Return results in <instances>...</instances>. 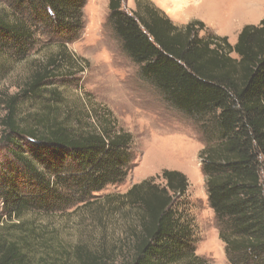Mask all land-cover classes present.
Instances as JSON below:
<instances>
[{"label": "trees", "instance_id": "trees-1", "mask_svg": "<svg viewBox=\"0 0 264 264\" xmlns=\"http://www.w3.org/2000/svg\"><path fill=\"white\" fill-rule=\"evenodd\" d=\"M2 1L0 55L25 61L41 38L39 51L54 52L31 62L14 93L0 90V148L12 160L0 172V264H105L104 255L82 247L72 258L53 257L40 230L20 221L26 212L87 204L124 181L135 158L132 136L110 113L92 119L63 111L65 100L48 87L76 65L66 47L82 35L86 0ZM122 3L109 0L107 16L122 51L142 81L202 129L207 203L229 264H264V19L242 27L231 45L212 33L200 37V21L177 27L147 0L128 12ZM161 178L163 186L144 180L122 196L138 219L131 255L120 264H209L195 254L190 224L176 215L186 177L163 170Z\"/></svg>", "mask_w": 264, "mask_h": 264}, {"label": "rangeland", "instance_id": "rangeland-1", "mask_svg": "<svg viewBox=\"0 0 264 264\" xmlns=\"http://www.w3.org/2000/svg\"><path fill=\"white\" fill-rule=\"evenodd\" d=\"M108 1L86 0L82 35L66 47L76 65L48 81V87L55 88L65 100L63 111L71 109L81 117L90 114L92 119L94 112L110 113L117 129L133 138L135 158L130 171L124 181L95 193L87 204L49 214L26 212L20 221L40 230L39 235L48 246L47 253H54L53 257L66 252L72 258V251L82 247L89 254L104 255L105 264H120L131 255L138 219L137 211L122 196L144 180L163 186L162 171L173 170L188 181L176 215L191 226L195 254L209 264H229L207 203L199 155L205 145L202 129L141 80L137 66L122 51L107 25ZM147 1L177 27L200 21L205 26L200 37L210 33L225 36L231 45L242 26H257L264 19V0H194L197 3L190 5L188 0ZM134 4L135 0H123L122 6L128 12L135 9ZM5 11L6 4L0 0V13ZM249 14L254 17L242 20ZM42 43L41 38L25 61L15 62L0 55V90L14 93L30 73L31 62L54 52L47 48L40 52ZM29 108L30 105H25L22 109ZM11 162L6 149L0 148V172ZM1 212L0 201V216Z\"/></svg>", "mask_w": 264, "mask_h": 264}, {"label": "crops", "instance_id": "crops-1", "mask_svg": "<svg viewBox=\"0 0 264 264\" xmlns=\"http://www.w3.org/2000/svg\"><path fill=\"white\" fill-rule=\"evenodd\" d=\"M188 2H189L188 5H190V2H191V3H197V1H194V0H193V1L188 0ZM251 17H252L251 14H249V17L246 16V17L243 18L242 20H249V19H251ZM253 17H254V16H253ZM253 17H252V18H253ZM200 19H201L202 21H206V20H204L203 18H200ZM209 24H210V23H209ZM211 26H212V25H211ZM242 27H243V26H242ZM242 27H241V29H242ZM241 29H240V30H241ZM239 32H240V31H239ZM239 32L237 33V36H238ZM237 36H236V40H237ZM224 37H225V36H224ZM235 43H236V41H235ZM235 43H234V44H235ZM234 44H232V45H234Z\"/></svg>", "mask_w": 264, "mask_h": 264}, {"label": "bare ground", "instance_id": "bare-ground-1", "mask_svg": "<svg viewBox=\"0 0 264 264\" xmlns=\"http://www.w3.org/2000/svg\"><path fill=\"white\" fill-rule=\"evenodd\" d=\"M166 164H168V163H166Z\"/></svg>", "mask_w": 264, "mask_h": 264}]
</instances>
